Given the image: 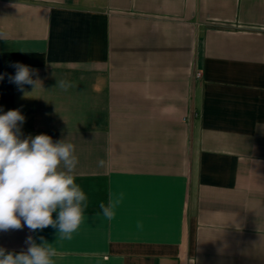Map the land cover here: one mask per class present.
<instances>
[{
  "label": "crops",
  "instance_id": "crops-1",
  "mask_svg": "<svg viewBox=\"0 0 264 264\" xmlns=\"http://www.w3.org/2000/svg\"><path fill=\"white\" fill-rule=\"evenodd\" d=\"M0 32V114L73 143L87 196L71 239L24 227L0 247L32 235L54 264H264V0H0ZM17 62L42 81L26 97Z\"/></svg>",
  "mask_w": 264,
  "mask_h": 264
},
{
  "label": "clouds",
  "instance_id": "clouds-1",
  "mask_svg": "<svg viewBox=\"0 0 264 264\" xmlns=\"http://www.w3.org/2000/svg\"><path fill=\"white\" fill-rule=\"evenodd\" d=\"M5 36L0 32V39ZM11 66L16 72L8 77L9 82L24 97L28 95L25 85L32 86L33 90L42 86L37 69L19 62ZM4 75L0 74V81ZM56 86L67 91L71 84L61 80ZM25 120L20 109L0 114V232L24 227L36 232L52 227L58 237L71 239L84 221L87 208V196L75 182L79 163L75 145L65 138L53 141L44 133L24 136ZM100 165L103 166V161ZM122 198L123 194L116 199L109 194L107 205L103 202L99 205L102 215L112 220ZM53 213L57 214L55 219ZM39 240L37 243L29 235L25 240L27 249L19 252L0 247V264H54L55 249L44 237Z\"/></svg>",
  "mask_w": 264,
  "mask_h": 264
},
{
  "label": "built area",
  "instance_id": "built-area-1",
  "mask_svg": "<svg viewBox=\"0 0 264 264\" xmlns=\"http://www.w3.org/2000/svg\"><path fill=\"white\" fill-rule=\"evenodd\" d=\"M201 76V74L200 73H195V78H199Z\"/></svg>",
  "mask_w": 264,
  "mask_h": 264
}]
</instances>
